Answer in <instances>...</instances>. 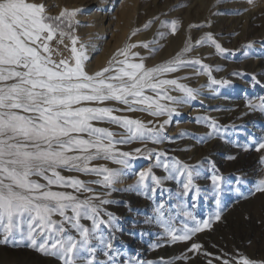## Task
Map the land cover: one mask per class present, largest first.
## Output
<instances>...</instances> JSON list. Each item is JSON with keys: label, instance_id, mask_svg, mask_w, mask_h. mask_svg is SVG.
<instances>
[{"label": "snow or ice", "instance_id": "1", "mask_svg": "<svg viewBox=\"0 0 264 264\" xmlns=\"http://www.w3.org/2000/svg\"><path fill=\"white\" fill-rule=\"evenodd\" d=\"M247 3L256 6V0H247ZM80 12L78 8H64L52 16L43 0H0V243H24L59 264H153L118 259L121 253L114 235L119 230L117 217L105 205L116 203L109 197L119 190L116 185L127 175L125 170L133 167L131 161L140 157L154 160V164L135 173V183L127 191L154 199L158 190H165V181L179 180L182 188L179 196H187L193 190L200 193L195 184L201 175L199 165L170 157L163 149L148 147L149 143L172 142L165 127L174 115H179V106L196 100L200 94L197 89L180 83L181 77H163L191 67L196 75H207L209 87L229 85L231 81L227 79H216L212 67L202 59L187 54L202 45L213 46L220 55L234 53L223 47L213 33L206 32L194 44L189 38L173 58L152 67H146L143 58L133 62L130 56L139 55L132 52L138 46L155 51L150 48L155 40L128 43L113 54L105 67L89 72L86 45L75 35V27L79 25L76 17ZM159 19L153 17L143 28H150ZM160 25L168 27L169 22L160 20ZM204 26L210 27V23L189 25V28ZM178 27V21H171V34L175 35ZM139 31L134 30L131 35ZM158 35L164 38V33ZM66 39L69 44H65ZM53 41L57 47L52 46ZM58 45H64L69 56L65 57ZM247 54L246 51L244 55ZM252 80L260 83L255 75ZM171 92L181 95H171ZM258 100H249L247 107L264 114V97ZM110 101L124 107L106 106ZM124 111L167 118L157 125L115 114ZM94 121H105L125 131L119 134L120 139H115L116 133L96 127ZM201 122L210 129L208 138L221 134L222 126L216 120L198 117L197 123ZM133 142L143 147L131 152L117 147ZM200 142H206V138L201 137ZM262 149L264 139L256 146V151ZM99 160L112 161L121 168L92 163ZM261 160L264 161V156ZM153 168H162L167 175L157 176ZM64 171L99 178L82 180L78 176L63 175ZM209 179L217 192V211L213 216L198 219L181 206L178 215L183 219L177 226L175 218L160 202L154 209V218L146 222L154 219L163 229L168 244L191 242L187 252L203 255L206 264H214V260L220 264H264V260H254L239 252L216 256L195 239L211 229L213 220L220 221L222 217L219 195L223 191V178L213 174ZM91 185L100 186L104 191L98 192ZM256 193H264V179L258 181L250 194ZM161 259L162 264H173L172 260ZM175 259L190 257L181 255Z\"/></svg>", "mask_w": 264, "mask_h": 264}, {"label": "rangeland", "instance_id": "2", "mask_svg": "<svg viewBox=\"0 0 264 264\" xmlns=\"http://www.w3.org/2000/svg\"><path fill=\"white\" fill-rule=\"evenodd\" d=\"M50 1L53 5L52 8H56L57 0ZM121 1L116 0L115 4H120ZM204 1L205 4H202L200 8L202 17L199 18V20L201 19L199 25L210 23V27L196 28L191 36H186L182 39V45L175 49L172 47L166 51L165 47L168 45V38L165 33L166 31L167 33L169 32V38L175 37L176 34H171L170 22L176 21L177 13L182 15V12L189 6L188 0H138V15L141 16L143 25L151 16L149 12L156 10V13H160V19L156 20L150 28L145 30L142 25L138 32L149 34L147 39H154V44H156V47H154L155 51L146 49L143 53V57H147L145 60L146 67H152L170 60L181 51L185 46L186 40L190 38L194 44L206 32L213 33L216 40L234 54L220 55L216 53L215 48L211 45L195 46L193 52L187 54L189 57L202 59L205 64L212 67V75L216 79H227L231 81L229 85H211L209 87L210 82L207 75H196L195 70L191 67L184 68L176 73L166 74L163 77H181L180 83L197 89L200 94L196 100L178 107L179 115H174L172 122L169 124L176 129L173 127V130H168L167 126L165 127V133L172 138V142L166 141L160 145L149 143L148 147L163 149L167 151L170 157L178 158L190 165H199L201 175L195 180V184L199 186L200 193L197 194L193 190L187 196H179L182 191L179 180L165 181L163 185L165 190H158L154 199H148L136 191H127L128 186L135 183V173L154 164V160L144 157L133 159L131 161L133 167L125 170L127 175L116 185L119 190L112 192L109 197L116 203L105 205V208L117 217L116 223L119 230L114 235L116 247L120 249L121 253L118 259L121 260L138 259L140 261H152L153 264H162L161 258L163 260H172L174 263L177 260L175 259L176 257L186 255L190 259L178 260L180 264H206V258L203 255L187 252L191 242L176 243L177 247L170 254L171 256L167 253H157L161 247H169L170 244L166 243L163 229L155 223L154 219L151 223L146 221L154 218V209L160 202L165 204L166 211L175 218L177 226H179L180 220L183 219L182 215H178L181 212V206L184 210L192 211L198 219H207L209 216H213L217 211V192L209 179L213 174H218L223 178L221 181L223 191L219 195L222 217L220 221L213 220L211 229L198 234L195 239L203 245L207 252L216 256H223L224 253L234 255L239 252L254 260H264V256L257 252L261 247L259 239L264 236V228L259 229L258 235L255 236V238L258 237L255 242H252L251 237L246 242H243L242 238L235 244V197H250V193L254 190L258 181L264 179V161L261 160V157L264 156V149L256 151L257 144L264 139V114L259 111H251L247 107L249 100L259 102L258 98L264 97V35L262 36L261 34L264 19L261 18L259 9L256 8L258 9L255 11L256 14L254 16L251 15L245 21L246 7L249 5L247 0H217V4H213L211 0ZM232 3H235L233 7ZM64 8L71 9L69 7ZM61 10L48 13L56 16ZM154 16L156 17V15ZM160 20L169 22V26L161 27ZM178 23L180 26L183 22L179 20ZM108 31L110 32V30H107L106 33H109ZM158 33H164V38H161ZM75 35L78 36L76 31ZM105 37L106 40L109 39L108 34ZM69 43L70 41L66 39L65 44ZM248 44L252 45L251 48L246 47ZM52 46L57 47L56 41L52 42ZM58 47L65 57L69 56L70 53L64 45H58ZM246 51L248 54L244 55ZM87 56L89 59L86 63L90 62L92 58L90 57L91 55L87 54ZM55 58L59 59L60 57L56 56ZM88 71L92 72L93 70ZM233 73H243V75H233ZM253 75L260 81L259 84L252 80ZM183 77H187V79H183ZM147 94L152 93L149 92ZM170 94L181 95L179 92H171ZM106 106L124 107L111 101L107 102ZM115 114L126 115L145 123L152 121L157 125L167 118L165 116L153 117L140 111H124ZM198 117H211L216 120L218 125L222 126L221 134L208 138L207 133L210 129L203 122L197 123ZM176 121L178 122L177 124H175ZM93 123L96 127L108 128L116 133L115 139H120L119 134L125 131L119 126L105 121H94ZM201 137L206 138V142L201 143ZM117 147L121 151L131 152L134 148L143 146L139 142H133L131 144L117 145ZM229 156H233L235 159H228ZM92 163L106 164L107 167L113 169L121 168L120 165L112 161L99 160ZM153 172L161 177L167 175L162 168H153ZM62 174L78 176L82 180L99 178L95 175H84L67 171L62 172ZM91 186L96 188L98 192L104 191L100 186ZM83 223L86 225L90 224L88 221H83ZM105 234H108V230H106ZM153 244H160L161 246L152 248ZM1 250H10L12 252L33 249L26 247L24 243L13 244L10 242L8 244L0 243ZM100 258L104 259L102 255ZM214 264H220V261L214 260Z\"/></svg>", "mask_w": 264, "mask_h": 264}, {"label": "bare ground", "instance_id": "3", "mask_svg": "<svg viewBox=\"0 0 264 264\" xmlns=\"http://www.w3.org/2000/svg\"><path fill=\"white\" fill-rule=\"evenodd\" d=\"M37 2H39V0H37ZM43 2L45 3L48 12H58L64 7H69L71 9H81V12L78 13L76 17V19L79 21V25L75 27V31L77 32L80 42L86 45V54L91 55L90 57H92L91 61L86 63L87 70H93L92 72L105 67L108 61L112 58L113 54L116 53L118 49L123 48L126 44L137 43L143 40V42H147L148 40L147 38L149 37V34L146 33H137L135 36L131 35L134 30L140 29L143 25L142 19L140 18L141 16L138 15V0H122L121 3L117 5L115 4L116 0H57L56 8H52L53 5L51 4L50 0H43ZM188 2L189 6L182 12V15L180 13L176 14V21L180 20V22L183 23H181V25L178 27V32L176 33L175 37L169 38V32L167 33L166 31L165 33V36L168 38V45L165 47L166 51L172 47L174 49L178 48L180 45H182L181 41L184 37H189L193 34V32H195L197 27L189 28L188 24H200L201 19L199 20V18L202 17L200 8L202 4H205V1L188 0ZM211 2H213V4H217V0H211ZM232 4L233 7L235 3ZM256 8L259 9L261 18L264 19V0H256L255 7H252L251 5L246 7L245 21H247L251 15L254 16L256 14L255 11L258 10ZM149 15H151L149 18L150 20L155 17L154 15L159 17L160 13H156V10H152L149 12ZM107 30H110V32L108 31L109 33H106ZM106 34L109 35L108 40H106ZM261 34L262 36L264 35V25ZM153 40L154 39L148 40V42ZM154 47H156V44L150 45V48ZM144 51H146V49L140 46L132 49V52H136L139 55L137 57L130 56V59L133 62H139V60L143 58L145 63L147 57H143ZM177 123L178 122L176 121L175 124ZM173 127L174 126L171 127L170 125H167L168 130H173ZM261 228H264V193L251 195L250 197H235V244L242 240V238L243 242H246L251 239V237L252 242H255L256 238H258H255V236L258 235V231ZM252 234L254 235L252 236ZM259 241L261 242V247H258L259 249L257 252L264 256V236L263 238L259 239ZM176 247V244H170L169 247H161L157 253H167L170 255L173 251H175ZM10 252V250L0 251V264H58L54 258L45 257L35 250H16L12 251L11 253ZM254 258L256 259V257ZM173 264H180V262L175 260Z\"/></svg>", "mask_w": 264, "mask_h": 264}]
</instances>
